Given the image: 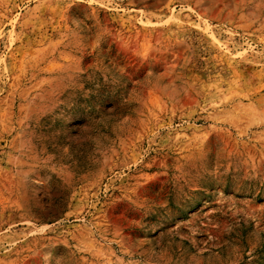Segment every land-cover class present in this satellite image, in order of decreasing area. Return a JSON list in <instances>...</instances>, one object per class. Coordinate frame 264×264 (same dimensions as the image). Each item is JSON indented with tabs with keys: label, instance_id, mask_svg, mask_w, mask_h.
<instances>
[{
	"label": "rangeland",
	"instance_id": "rangeland-1",
	"mask_svg": "<svg viewBox=\"0 0 264 264\" xmlns=\"http://www.w3.org/2000/svg\"><path fill=\"white\" fill-rule=\"evenodd\" d=\"M0 264H264V0H0Z\"/></svg>",
	"mask_w": 264,
	"mask_h": 264
}]
</instances>
